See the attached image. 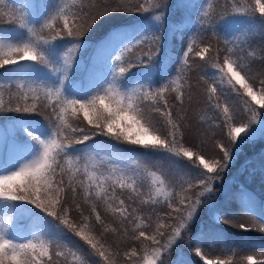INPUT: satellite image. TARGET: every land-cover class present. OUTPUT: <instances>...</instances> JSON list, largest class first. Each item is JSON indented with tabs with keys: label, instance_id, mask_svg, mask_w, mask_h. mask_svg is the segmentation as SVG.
<instances>
[{
	"label": "snow or ice",
	"instance_id": "obj_1",
	"mask_svg": "<svg viewBox=\"0 0 264 264\" xmlns=\"http://www.w3.org/2000/svg\"><path fill=\"white\" fill-rule=\"evenodd\" d=\"M190 7L199 10L198 30L187 15L169 23L173 8ZM139 13L134 23L112 24L81 63L77 53L95 28ZM0 23L14 25L0 29V137L9 142L0 152V264H169L184 238L202 264H242L223 226L240 215L264 221V201L248 197L233 210L215 199V185L245 144L264 141V72H253L241 47L264 38V0H225L219 11L210 0H31L19 8L0 0ZM165 28L184 47L153 81L148 69ZM221 31L234 36L223 49ZM196 68L208 123L226 130L227 144L215 142L218 158L185 142ZM149 155L169 171L144 162ZM259 165L264 177V154ZM202 210L207 221L193 232ZM235 226L264 233L255 220ZM110 234L122 239L110 243ZM205 246L233 255L210 258ZM245 261L264 264V252ZM175 264L193 262L181 253Z\"/></svg>",
	"mask_w": 264,
	"mask_h": 264
},
{
	"label": "trees",
	"instance_id": "obj_2",
	"mask_svg": "<svg viewBox=\"0 0 264 264\" xmlns=\"http://www.w3.org/2000/svg\"><path fill=\"white\" fill-rule=\"evenodd\" d=\"M17 8L27 5L31 0H13ZM173 5L176 4L177 0H169ZM185 4L195 5L199 4L201 0H183ZM210 2L215 5L217 11L221 9L225 0H210ZM199 10L190 7L187 13L183 9L173 8L168 14L169 23H178L187 15L189 17L187 27L198 30L196 18L198 17ZM145 15L143 13L133 14V15H121L118 16L114 21L102 24L101 26L95 28L89 36H86L84 39L89 42L90 47L86 50H82L77 55L81 58V63L87 65L89 59L93 57V49L91 45L98 40H100L107 29L111 27L112 24L119 23L125 24L129 22H136L140 16ZM14 28V25L0 23V29L8 30ZM195 35L194 31L188 33L189 38ZM236 35H239L237 33ZM220 39L218 41V46L223 49L224 40L229 41L234 40L233 35H228L225 32L219 33ZM208 38L213 40V43H217L209 34ZM231 46V45H230ZM159 51L154 58L153 66L148 69L152 73L153 81H160L164 74L168 71H171L174 66V61L180 56L183 44V38L179 35L173 36L169 35L168 29L165 28L161 33V41L159 44ZM245 47L246 51L242 53L245 56L246 62L250 65L253 72L260 73L264 72V38L260 36H255L251 40L250 45H241ZM252 53V55H249ZM139 53L133 51L132 57L135 58ZM195 63L200 64L198 59ZM97 66L102 70V64L100 61H97ZM134 72L145 71V66H140L133 69ZM208 71H211L210 69ZM202 70L196 68L192 75L190 83L193 87V100L189 105L186 101L185 107L188 109L187 119L185 121L187 128L185 130V142L186 145L192 146H201L203 147L204 152L209 156L219 157V152L215 149L216 140H224L227 144V139L225 132L226 130L221 127H216L213 124L208 123V110L207 106L204 103V98L202 94L203 84L198 83L199 76L202 75ZM6 98V97H5ZM171 102L172 97L169 96ZM238 112L241 111V106L236 101H230ZM258 107V106H257ZM175 113V109L173 110ZM9 116L17 114H8ZM203 117V119H201ZM238 119H247L245 114L238 116ZM98 140L104 138L98 137ZM204 142L201 144V142ZM91 143V141L89 142ZM9 146L8 139L6 138L5 143L3 144L2 151L6 153ZM82 147V146H77ZM127 147V146H122ZM264 154V141L257 140L255 143L245 144L240 151L239 155L230 163L226 171L221 175V178L217 181L215 188L216 194L215 199L221 202H230V206L233 210H240L241 206L244 204V199L247 200L248 197L251 198V201L255 205H259L261 201H264V177L260 174V156ZM144 162L148 163L150 166L155 163L164 168L165 171H169L168 162L160 159L158 156H146L144 157ZM243 190V191H242ZM143 191H148V185L145 183ZM244 192H249L248 195L243 196ZM227 198V201H226ZM244 201V202H243ZM102 211V207L100 209ZM148 209H145L147 212ZM159 212L165 211L163 207L157 209ZM259 209L257 207L256 212L258 213ZM75 215V213L73 214ZM232 219V217H229ZM256 221L257 224L264 223L261 221L258 215H240L234 219L233 224H225L224 230L225 234L228 237V246L234 250V259H237L246 264L245 257L247 255H257L261 252H264V249L259 247V244L264 242V233L260 232L258 229H252L245 231L238 226L239 223H245L246 225H251L253 221ZM207 221V216L205 210L201 211L200 219L192 225V230L200 228L202 223ZM30 226V222L27 219H22L20 221L19 227L22 229H27ZM115 226V225H113ZM122 237H116L113 235L108 236L110 243L118 242ZM188 241V238H184L183 241L178 242V249H185L183 255L186 256L185 242ZM82 243V242H81ZM255 245V246H254ZM85 247H87L85 245ZM121 251L125 250V245H121ZM206 254L210 258H215L217 255L228 256L233 255L231 252H221L220 247L215 249H209L207 246L203 248ZM193 264H202L200 258L194 256L191 259Z\"/></svg>",
	"mask_w": 264,
	"mask_h": 264
},
{
	"label": "bare ground",
	"instance_id": "obj_3",
	"mask_svg": "<svg viewBox=\"0 0 264 264\" xmlns=\"http://www.w3.org/2000/svg\"><path fill=\"white\" fill-rule=\"evenodd\" d=\"M248 194H249V192H244V195H243V196H246V195H248ZM244 201H245V202H244ZM244 201H243L244 203L247 202V200H245V199H244ZM192 231H193V232H198V231H199V228H197V229H193ZM177 245H178V244H177ZM185 248L187 249L186 252H185V254H186L185 257H187L189 260L193 259L195 255H194V253H193V250H192V247H191V243H190L189 240L185 242ZM184 250H185V249H184L183 247H182V249H178V247L176 246V247L174 248V250H173L171 256L169 257V264H175V261L177 260V257H178L181 253H183Z\"/></svg>",
	"mask_w": 264,
	"mask_h": 264
},
{
	"label": "rangeland",
	"instance_id": "obj_4",
	"mask_svg": "<svg viewBox=\"0 0 264 264\" xmlns=\"http://www.w3.org/2000/svg\"><path fill=\"white\" fill-rule=\"evenodd\" d=\"M6 141V137H0V152H3L2 151V147H3V144L5 143ZM21 230H25V229H22V227H20Z\"/></svg>",
	"mask_w": 264,
	"mask_h": 264
}]
</instances>
